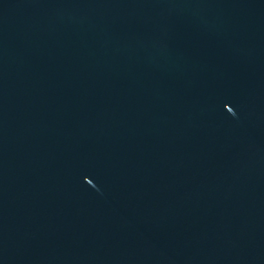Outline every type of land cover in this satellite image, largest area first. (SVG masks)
Listing matches in <instances>:
<instances>
[{
  "label": "water",
  "instance_id": "obj_1",
  "mask_svg": "<svg viewBox=\"0 0 264 264\" xmlns=\"http://www.w3.org/2000/svg\"><path fill=\"white\" fill-rule=\"evenodd\" d=\"M0 264H264V0H0Z\"/></svg>",
  "mask_w": 264,
  "mask_h": 264
}]
</instances>
